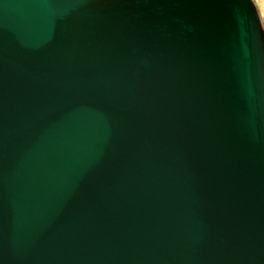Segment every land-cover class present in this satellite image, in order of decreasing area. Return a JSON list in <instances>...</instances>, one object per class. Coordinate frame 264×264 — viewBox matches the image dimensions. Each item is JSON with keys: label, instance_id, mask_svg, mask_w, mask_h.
I'll return each mask as SVG.
<instances>
[{"label": "water", "instance_id": "95a60500", "mask_svg": "<svg viewBox=\"0 0 264 264\" xmlns=\"http://www.w3.org/2000/svg\"><path fill=\"white\" fill-rule=\"evenodd\" d=\"M0 264H264L254 0H0Z\"/></svg>", "mask_w": 264, "mask_h": 264}, {"label": "rangeland", "instance_id": "374dc122", "mask_svg": "<svg viewBox=\"0 0 264 264\" xmlns=\"http://www.w3.org/2000/svg\"><path fill=\"white\" fill-rule=\"evenodd\" d=\"M264 27V0H254Z\"/></svg>", "mask_w": 264, "mask_h": 264}]
</instances>
